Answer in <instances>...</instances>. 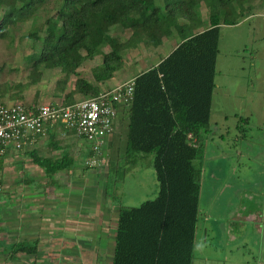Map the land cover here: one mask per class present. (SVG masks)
Instances as JSON below:
<instances>
[{
    "label": "rangeland",
    "instance_id": "1",
    "mask_svg": "<svg viewBox=\"0 0 264 264\" xmlns=\"http://www.w3.org/2000/svg\"><path fill=\"white\" fill-rule=\"evenodd\" d=\"M153 5L161 6L160 0L154 1ZM18 6L15 5L16 8ZM57 7L58 1L49 0L26 22L15 24L9 37L0 41V86H6L8 90L0 97V103L58 104L71 93L74 77L59 88L56 86L61 78L58 70L39 68L37 76H32L28 61L38 50V44L28 40L27 33L32 27L40 33L44 28L43 21L52 17ZM196 11L199 20L191 30L180 34L178 27L185 22L177 21L156 48L145 46L144 36L137 31V46L123 53L121 68L109 81L96 85L91 78V70L100 65L107 47L99 49L92 61L81 65L77 70L78 77L102 91L117 81L145 72L164 59L186 35H194L207 27L205 8L199 6ZM2 14L3 9L0 8V17ZM256 21L264 28V19ZM134 22L139 21L135 19ZM249 23L243 24L238 35L231 29H223L218 39L210 133L203 142V157L197 164L201 174L191 264H264L263 221L238 219L252 213L264 215V60L256 63L254 69L247 67L246 60L241 63L250 52L245 40L251 33ZM129 27L126 25L122 30H112L111 35L124 41L131 35ZM223 91L232 97H221ZM72 99L81 100L82 97L73 95ZM125 133L126 109L119 111L112 137L97 157V166L89 169L82 166L86 158L79 157L81 152L76 147L78 141L85 148L87 144L84 140L74 136L70 139L60 132L50 136L51 141L75 159L74 174L64 172L55 176L52 187L43 188L45 179L42 171L30 174L32 178H29V175L24 177L20 174L19 167L13 166V175H4L9 184L21 179L23 183L20 185L29 187L34 193L44 190L46 198L40 199L39 203L45 202L49 208L60 202L71 203L78 212L77 234H68L67 239L56 242L51 226L49 234H43L40 240L38 259L34 262L33 257L20 254L22 260L15 264H110L115 204L126 208L137 207L156 195L151 157L145 156L136 163L126 158L123 160ZM53 151L47 150L45 157L58 158L57 151L51 154ZM26 160L30 161L29 158ZM114 164L117 166L112 169ZM30 204L37 206V200Z\"/></svg>",
    "mask_w": 264,
    "mask_h": 264
},
{
    "label": "trees",
    "instance_id": "2",
    "mask_svg": "<svg viewBox=\"0 0 264 264\" xmlns=\"http://www.w3.org/2000/svg\"><path fill=\"white\" fill-rule=\"evenodd\" d=\"M48 1L0 0V41L9 37L15 24L26 22ZM53 1H58L57 10L43 21V30L39 33L32 27L26 35L38 44L28 61L32 76H37L39 68L58 70L59 88L69 77L75 78L65 103L75 101L73 95L88 99L99 94L96 86L77 73L99 49L107 47L108 51L100 65L91 70L96 85L109 81L121 68L123 53L139 42L137 31L144 36L145 46L156 48L177 21L185 22L178 32L187 33L199 20L196 8L203 6L207 11L206 28L186 35L164 59L133 77L131 100L115 117L126 109L123 160L136 163L151 157L156 195L137 207L115 204L110 264H191L201 174L197 164L210 133L219 27L236 25L250 12L253 0H160L161 6L153 5L158 0H151L153 4L147 0ZM126 25L131 30L129 38L119 41L111 35L112 30H122ZM7 92L6 86H0V97ZM26 154L42 171L45 187L53 186L57 174H74L70 168L75 169V161L64 152L57 159L39 157L35 152ZM84 157H90L88 150ZM84 169L89 167L84 165ZM37 246V241L13 244L3 252L10 260L21 254L35 262Z\"/></svg>",
    "mask_w": 264,
    "mask_h": 264
},
{
    "label": "crops",
    "instance_id": "3",
    "mask_svg": "<svg viewBox=\"0 0 264 264\" xmlns=\"http://www.w3.org/2000/svg\"><path fill=\"white\" fill-rule=\"evenodd\" d=\"M256 19H260V20L264 19V0H253V2L251 3L250 12L244 18L238 21L236 25L230 27L228 26L219 27V38H220L223 29H231L236 33V35H238V33L241 32L242 30L243 24L250 22L249 25L250 24L251 25L250 26L248 25V28H250L251 33H249L250 35H248L245 38L247 44H249L248 46L250 52L247 55L248 57L247 59L242 58L241 63H243V60H246L247 67L252 69H254L256 63H259L261 61L263 62L264 60V47L262 45L264 44V28L258 21L254 22V20ZM244 50L246 51V49ZM157 63H155L154 66ZM215 67H216V62H215ZM115 74L116 73H114L112 77H114ZM129 79H133V78H129ZM129 79L117 81L114 84H112L110 87H107V89H112L115 86L128 81ZM221 97L227 98L232 96L228 95L227 91H223ZM19 104L24 105L23 103H19ZM31 105L33 104L29 103L24 106H31ZM114 128H115V124H114ZM59 132L61 133L62 136L70 137V139L73 138L72 136H74L72 132H67L63 130H59L53 133H48L45 136L39 138L36 144L32 148L27 150V152H24L23 154L10 153L6 155L5 158L1 161V164L3 165L1 169V174L3 176L0 186V264H15L18 261L22 260L23 256H21L20 254H17L16 256L17 258L15 260H10L8 258V255L5 254L3 250L13 244L26 243L31 241H37L38 242L37 247H39L40 240L43 237L42 235L46 233L49 234L51 226H52L51 228L52 232L55 233L54 234L55 238L53 240H55L56 242L62 241L63 239L66 238V236H68V234L69 235L77 234L75 233V230H77V225L79 222L77 218L78 212L76 210V206H73L71 203L64 204L60 202L59 204L57 203L53 204V206L49 208V205H47L45 202L43 203L38 202L40 199L46 198V193L44 192V190L38 191V193H34L29 189V187H25V186L23 187L22 185H20L23 183L21 179L12 181L11 182L12 184H9L10 182H6L4 179V175L6 177L13 175V170H12L13 166L19 167L20 174L23 176L25 174L29 175V178H32V175L30 174H35L38 171L39 172L41 171L39 168L31 164L30 161L26 160V158H28L26 157L27 156L26 153L28 152H35L37 156L44 158H47L45 157L46 156L45 154H47V150H51V149L54 150L53 152H51V154L54 153L56 154L55 151H57L59 157L62 152L66 153L61 147L58 146V144H55L56 143L55 141H51L49 138L52 135L55 136ZM74 138H76V136H74ZM76 147L77 149H79V152H81L79 157H82L87 153L88 145L85 148H83L80 144H78L77 141ZM68 156L70 157V155ZM73 160L75 161V159ZM70 169L73 171L75 170L73 168ZM4 171H6L8 174H6ZM62 174H57V175L61 176ZM24 177L23 179H25ZM27 181L29 183L32 182V180H27ZM44 184L45 181L42 184L43 188L45 189L46 187L44 186ZM36 200H37V206H35V204L32 205L30 204L31 202H34ZM48 211H50L49 212L50 214L47 213ZM238 219H242L243 221H248V222L256 221L258 223H261L263 221L264 223V215L262 213L261 215L256 213L242 215L238 217Z\"/></svg>",
    "mask_w": 264,
    "mask_h": 264
},
{
    "label": "built area",
    "instance_id": "4",
    "mask_svg": "<svg viewBox=\"0 0 264 264\" xmlns=\"http://www.w3.org/2000/svg\"><path fill=\"white\" fill-rule=\"evenodd\" d=\"M133 79L99 92L94 98L58 104L24 106L0 103V160L32 148L37 140L59 130L72 132L88 145L85 166H97L110 140L116 112L131 100Z\"/></svg>",
    "mask_w": 264,
    "mask_h": 264
}]
</instances>
